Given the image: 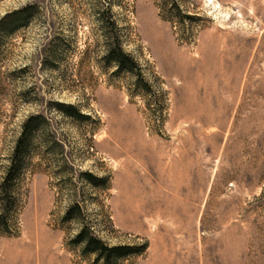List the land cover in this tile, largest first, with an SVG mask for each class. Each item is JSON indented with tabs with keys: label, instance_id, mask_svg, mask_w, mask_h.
Segmentation results:
<instances>
[{
	"label": "rangeland",
	"instance_id": "374dc122",
	"mask_svg": "<svg viewBox=\"0 0 264 264\" xmlns=\"http://www.w3.org/2000/svg\"><path fill=\"white\" fill-rule=\"evenodd\" d=\"M29 5L0 32V264H95L84 226L148 244L116 264H264V0H0V23Z\"/></svg>",
	"mask_w": 264,
	"mask_h": 264
},
{
	"label": "trees",
	"instance_id": "16d2710c",
	"mask_svg": "<svg viewBox=\"0 0 264 264\" xmlns=\"http://www.w3.org/2000/svg\"><path fill=\"white\" fill-rule=\"evenodd\" d=\"M36 10L35 5H29L19 11L8 14L5 19L0 23L1 33H14L18 27L27 24L34 16ZM116 56L115 61L119 66H123L130 58L124 53L121 45H116L112 50ZM60 110L72 117H79V113L74 107H67L66 105H58ZM41 116L32 117L23 127V132L18 140L13 165L7 173L6 182H10L14 176H19L21 168L24 164L27 154L28 144L30 138L38 132ZM92 178V177H91ZM80 213V208L76 207ZM70 215V214H69ZM2 218V217H1ZM3 226V225H0ZM2 228H5L3 226ZM75 244L81 247V253L84 257H94L95 264H116L118 261L143 254L148 249V244L142 248L131 246H116L110 247L104 240L96 236L89 227H82L74 240Z\"/></svg>",
	"mask_w": 264,
	"mask_h": 264
}]
</instances>
